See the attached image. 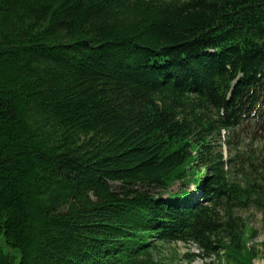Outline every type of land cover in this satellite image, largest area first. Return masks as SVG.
<instances>
[{
  "label": "trees",
  "instance_id": "trees-1",
  "mask_svg": "<svg viewBox=\"0 0 264 264\" xmlns=\"http://www.w3.org/2000/svg\"><path fill=\"white\" fill-rule=\"evenodd\" d=\"M252 207L264 0H0V264H255Z\"/></svg>",
  "mask_w": 264,
  "mask_h": 264
},
{
  "label": "rangeland",
  "instance_id": "rangeland-1",
  "mask_svg": "<svg viewBox=\"0 0 264 264\" xmlns=\"http://www.w3.org/2000/svg\"><path fill=\"white\" fill-rule=\"evenodd\" d=\"M248 135L247 132L241 131L240 136L234 139L228 133L222 132L221 135L216 137L215 143L217 148L224 152L227 158L228 156L230 158L237 145L243 146L249 142ZM228 142L233 144L230 145ZM179 188L180 185L177 183L172 190L176 191ZM234 216L239 220V224L243 223L247 228L253 230L254 235L249 240L248 246H255L258 250L259 256L255 260V264H264V213L252 207L248 210L237 209ZM156 256L166 264H205L207 262L221 264L216 256H209L205 249L202 250L193 243L161 244L160 248L157 249Z\"/></svg>",
  "mask_w": 264,
  "mask_h": 264
}]
</instances>
